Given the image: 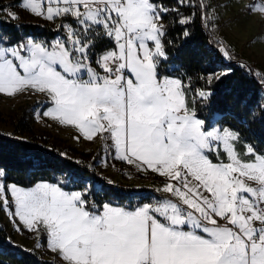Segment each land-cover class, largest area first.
<instances>
[{
    "label": "snow or ice",
    "instance_id": "6c2138e0",
    "mask_svg": "<svg viewBox=\"0 0 264 264\" xmlns=\"http://www.w3.org/2000/svg\"><path fill=\"white\" fill-rule=\"evenodd\" d=\"M177 2L200 7L201 20L210 21L209 5ZM19 7L64 35L0 29V94H42L50 105L43 117L74 126L88 141L111 140L113 159L165 178L157 191L168 195L135 208L97 205L86 184L66 190L82 182L75 174L24 189L5 184L0 170V204L16 230L45 231L64 264H264V154L245 145L241 155V133L210 126L188 102L191 85L158 72L168 59L161 21L179 9L156 0H22ZM256 10L264 14V5ZM0 12L19 19L11 6ZM194 20L193 12L179 23ZM101 40L111 47L94 54ZM230 72L209 73V87L195 97L208 102L212 82ZM257 107L264 119V102ZM213 152L228 162L214 163Z\"/></svg>",
    "mask_w": 264,
    "mask_h": 264
},
{
    "label": "trees",
    "instance_id": "16d2710c",
    "mask_svg": "<svg viewBox=\"0 0 264 264\" xmlns=\"http://www.w3.org/2000/svg\"><path fill=\"white\" fill-rule=\"evenodd\" d=\"M19 0H0V6L13 7ZM169 9L178 8V12L169 11L162 19L167 36L165 39L167 60L161 59L158 72L160 76H174L191 85L186 90L190 105H194L197 115L214 127H229L241 133V139L236 145L237 151L243 155L245 145H252L256 152L264 154V119L261 118L258 103L264 102V87L261 86L259 71L251 67L238 55H232L231 61H226L222 42L216 37L209 22L201 20L200 7H181L177 0H156ZM193 3H204L203 0H192ZM205 4V3H204ZM193 23L184 26L179 19L192 16ZM67 22L73 23L71 19ZM17 25L19 27H17ZM0 29L16 36L33 35L41 39L52 40L63 31H56V27L42 19L9 20L0 12ZM187 30L190 35L185 38ZM172 44L168 45L167 41ZM111 47L108 40H101L93 50L94 54L101 53L105 47ZM95 58V56H94ZM93 66H95L93 62ZM230 68V74L222 81H213L210 88L212 97L208 102H202L195 97L197 89L208 88L206 79L209 73H215L220 68ZM99 70V69H98ZM27 132L29 137H19L16 133ZM111 140L108 141L106 154L111 163L131 165L125 161L113 159ZM212 161H227L221 152L219 160L216 154L210 153ZM247 159V157H245ZM97 156L90 159H76L64 152V147L42 136L32 129L28 121L25 108L18 113L14 121L12 134L0 132V168L5 171L4 182H13L23 186L47 180L50 182L64 181L69 174H75L82 182L67 190H80L85 186L91 189L90 202L97 205L112 203L126 208H134L144 202L153 201V195L146 188L131 187L112 182L99 174L96 168ZM135 172V171H134ZM138 174V171L135 172ZM152 178L163 180L153 174ZM146 191V192H145ZM158 198L161 195L154 193ZM26 235L31 232L21 228ZM42 251L26 247L11 240L5 226L0 223V264H64L57 253L49 251L46 237L43 234ZM52 255L49 257L48 255Z\"/></svg>",
    "mask_w": 264,
    "mask_h": 264
},
{
    "label": "rangeland",
    "instance_id": "374dc122",
    "mask_svg": "<svg viewBox=\"0 0 264 264\" xmlns=\"http://www.w3.org/2000/svg\"><path fill=\"white\" fill-rule=\"evenodd\" d=\"M203 1L210 6L208 9V14L211 18L209 24L214 30L216 37L221 40L223 48L227 49L231 55H238L239 58L245 60L255 70L264 72V14L256 10L257 6L264 5V0ZM11 10L18 13L20 19L25 20L32 18L44 20L42 17H37L21 7H16V5L11 7ZM58 23L59 20L57 21V24ZM50 24L56 27V25ZM225 69H227V67L220 68L215 74L218 75ZM48 106L50 105L47 104V98L42 94L18 93L14 96L0 94V131L3 130L7 131L8 134H12L14 130V121L18 113L22 112L25 108L27 119L32 124L33 131L42 136L46 135L50 140L63 146L65 154L76 159H90L96 155V168L102 176H105L113 182L124 185L136 187L145 185V180L141 179L136 174L125 176L119 173V166H127L120 163L113 164L108 160L109 158L107 154H105V150H107V141L100 137L94 138L93 141H88L81 136L74 126L61 125L58 121L50 117H43L42 112ZM16 135L28 138L30 134L27 132H20L16 133ZM77 136H81V138L77 140ZM41 182L55 183L47 180H42L37 183ZM4 183L7 185L16 184L13 182ZM37 183L32 186L16 185L24 189H30ZM157 185L161 188L163 182L157 183ZM167 195L168 194L164 193L163 197ZM0 223L5 226L12 241L26 247H32L38 251L43 250L42 240L44 239L43 234H45L46 246L49 249L48 236L45 231H30V236L26 235L21 230L17 231L15 224L8 216L7 210L2 204H0ZM21 228L24 227L21 225ZM49 251L51 250L49 249ZM48 256L51 257L52 255Z\"/></svg>",
    "mask_w": 264,
    "mask_h": 264
},
{
    "label": "crops",
    "instance_id": "0c3cea01",
    "mask_svg": "<svg viewBox=\"0 0 264 264\" xmlns=\"http://www.w3.org/2000/svg\"><path fill=\"white\" fill-rule=\"evenodd\" d=\"M22 2V0H19L18 2H16L15 3V5H16V7H19V5H20V3ZM14 5V6H15ZM13 6V7H14ZM29 19V18H28ZM32 19V18H31ZM161 23H163V21H161ZM163 77V76H162ZM165 77V76H164ZM167 77H173V78H177V77H174V76H167ZM107 144H108V141H107ZM111 144H112V141H111ZM106 148H107V146H106ZM105 154H106V150H105ZM113 154H114V149H113ZM116 160H119V159H116ZM120 161H122V160H120ZM214 163H216L215 161H213ZM219 162V161H218ZM224 162H228V161H224ZM123 165V164H122ZM127 166V165H126ZM135 170V172L136 171H138V174H136L133 170H132V175L133 174H136L138 177H140L141 179H143V180H145V185L144 186H142V187H137V188H146V190L148 191V192H150V194H152L153 195V201L155 200V199H160V198H162L163 197V194L164 193H162V192H160V191H157V189H159V186L157 185V183H161V182H164V179L165 178H163V177H161V178H163V180L162 181H160V180H158V179H155V178H152L151 177V175H153V174H156V173H152L151 172V170H148L147 172H142V171H139L138 169H137V167L135 166V165H131ZM128 167V166H127ZM128 168H130V167H128ZM131 169V168H130ZM156 175H158V174H156ZM159 176V175H158ZM111 181V180H110ZM113 182V181H112ZM119 184H121V183H119ZM121 185H124V184H121ZM128 186H131V185H128ZM131 187H136V186H131ZM146 192V191H145ZM154 193H158V194H160L161 196L160 197H156L155 195H154ZM153 201H151V202H153ZM144 203H149V202H144ZM144 203H142V204H144ZM142 204H140V205H142ZM140 205H137V206H140ZM119 206V205H118ZM136 206V207H137ZM135 208V207H134Z\"/></svg>",
    "mask_w": 264,
    "mask_h": 264
},
{
    "label": "built area",
    "instance_id": "2783aa9c",
    "mask_svg": "<svg viewBox=\"0 0 264 264\" xmlns=\"http://www.w3.org/2000/svg\"><path fill=\"white\" fill-rule=\"evenodd\" d=\"M204 22H209V21H204ZM224 57H225V60L226 61H231V59H232V55L231 54H229V56H225L224 55ZM261 75L259 76V81H260V79H261V76H264V72H259ZM1 133H4V134H8V132L7 131H0ZM118 171H119V173L120 174H122V175H125V176H131L132 175V170L130 169V168H128V167H125V166H119L118 167Z\"/></svg>",
    "mask_w": 264,
    "mask_h": 264
}]
</instances>
